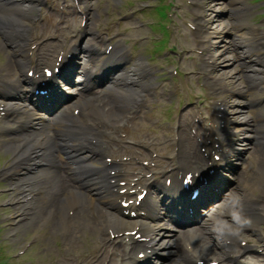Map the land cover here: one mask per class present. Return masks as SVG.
I'll return each instance as SVG.
<instances>
[{
	"label": "rangeland",
	"instance_id": "rangeland-1",
	"mask_svg": "<svg viewBox=\"0 0 264 264\" xmlns=\"http://www.w3.org/2000/svg\"><path fill=\"white\" fill-rule=\"evenodd\" d=\"M105 1V3L107 4H112L114 7H120L122 6L121 4L123 3L124 5L127 4V1H129L130 4H133V2H136V5H141L144 2H156L157 3V7L155 8L154 13L150 12V11H145L144 12V16L142 17V19L144 20H151L152 18L154 20H159V17H164L166 16V14L171 10V6L172 4L170 2H168L167 0H103ZM224 1H228L230 2V0H224ZM215 2V1H214ZM218 1H216L217 3ZM220 3L217 7H222L224 4H226V6H229L228 2L226 3ZM238 4L236 5L237 7L240 6L239 1ZM243 2L245 4L250 5L251 7L248 8V14L245 16L246 20H245V24L248 28L249 23H253V21L261 14V12L264 11V2H260V0H243ZM250 2V3H249ZM235 7V8H237ZM153 9V8H152ZM151 9V10H152ZM34 10H32L29 13V16L24 18L23 21H30L31 19V15L33 14ZM222 11H219V13H221ZM184 13H187V11L185 10ZM214 18V17H213ZM226 18L228 19V16H226ZM230 18V17H229ZM176 19V18H175ZM177 21H174V24L177 26V29H181L183 32H185V29H187L185 26L182 25V19H176ZM225 19H223L222 17H219V22H224ZM133 23V22H132ZM148 27L150 29H154L155 26L153 24L148 25ZM148 27H143L142 29H140L139 31L136 30H131L127 33V37L126 40H132L134 38H136V36H142L140 34H145L147 33ZM3 38V37H2ZM4 39V38H3ZM5 40V39H4ZM173 42V41H172ZM55 44V42H54ZM175 45L180 47V48H187L189 45L191 44V40L189 38V35L186 38H181L179 39L177 42H175ZM153 48V46L148 45L146 47L141 46V48L138 50V54L136 55V60L132 61L131 66H129L127 68L130 69L131 67H133L134 65H139V62L141 63V60L143 59L144 61H146L147 58H145V55L142 56L141 54L145 51L149 52L151 51V49ZM236 51L231 50L232 55L235 54ZM11 50L10 48L7 46H0V67L5 68L7 66V64L11 61L12 63V67H11V73L12 74H20V68L17 66L16 62H15V58L12 57L11 58ZM154 55V54H153ZM160 59V58H159ZM148 60V59H147ZM219 61V59H218ZM199 63H201V58L199 60ZM225 63V62H224ZM227 63V62H226ZM217 67L214 68L213 70V74H216L218 77L222 76L224 77L226 80V82L231 86L232 85V78L228 75V71L229 70H234L237 69L238 66H236L237 64H232L229 65L227 64H222L221 62H217ZM181 66L183 68V70H187V71H195V67L193 66V64L191 63V61H187V60H183V63H181ZM223 66L228 67L226 69L223 68ZM137 72L139 73L138 69ZM140 75V73H139ZM194 74H188L187 78H188V82L189 83H193L194 82ZM144 80V79H143ZM154 80H150L149 84L147 87H144V89L146 90L144 93V97L147 99V103L145 104L146 107L143 106V108H141L136 114H135V119L133 121V126L138 127V126H144L147 124V121L144 119L145 115H148V110L147 107L150 108V106L153 104L152 102V98H159L158 102L159 104L157 105V111L155 113L160 112V110L162 109V104L163 102L170 101L171 100V93H170V89L168 87V85L164 84L162 88H157L155 85V82H153ZM156 81V80H155ZM124 82L126 83L124 86H122V90L129 88V87H137L136 85L133 84L132 80H124ZM240 82V80H239ZM242 83V80L241 82ZM133 85V86H132ZM246 85L247 84V80H246ZM254 89H258V88H254ZM90 98H94V97H90ZM228 103L230 104L232 102V98L231 96H227L226 97ZM92 102V100H91ZM111 101H107L106 105H104L101 109V111H103L104 114L113 116V117H122L125 114V107H119V110H116L115 107L112 108V104ZM235 108L234 107H228V117L231 119L233 118V116H235ZM255 113V110L253 111V115ZM263 114V110L259 111L257 110L255 117L258 118L261 117ZM97 116V115H95ZM12 143V142H11ZM10 144L9 142H5L3 144L0 145V162L2 163L4 158L7 157V155L12 152V148L10 150H6L5 149V145ZM264 154V144H258V142H256L254 144V146L251 148V150H247L246 151V155L248 156V160L251 161V169L249 171H246V173H242L241 176L243 174H245V177H241L240 179V183L239 186L236 187V191L237 192H242L244 190V192L248 193L251 191H254L253 194H257L256 188H251V183H250V176L252 175V173H254V171H258V178L257 180L260 181L261 183L264 184V167L260 170V165H259V157H263ZM247 159L244 160L243 163V167L246 166ZM91 164L95 167H98L100 164L97 162H91ZM48 171V169H47ZM68 169H66L65 171H63L62 173L66 176L67 181H69L70 183V187L73 190H77V184H75L73 181H70L68 173H67ZM260 174V175H259ZM244 176V175H243ZM235 186V185H234ZM245 189H248V191H246ZM49 196L46 193V189H45V193L38 199L36 206L38 204V208L36 209L34 215L32 216V220L30 221V224L28 225H24L19 227L18 233L16 234L15 237H8L9 231L11 230L10 228L6 227L5 225H1L4 221H6L9 217L12 216L14 209L13 210H0V261L2 260V258L7 257L6 259H4V262L6 263L8 261V257L9 254L16 251L17 249L21 248L24 244L25 241L29 240L30 238V234L32 232H36L37 233V242L36 244H34L33 246H31V248L28 250L27 254L24 256L23 259V263H25V261L30 258L34 260V264H52L53 262V258L57 257L59 259V263L61 258L59 257L61 255L60 253V249H68L74 252H79L82 253L84 251V249H88V247L90 246V244L92 242H96L97 240V235L99 233V228L98 227H94L91 228L90 230H87V228H90L88 223H82L81 221L83 219H76V217L78 218H82V215H77L74 218H72L71 220H69V222L71 223V227L68 228L69 229V236L67 237V239L64 241L61 240V235L64 236L63 233V229L60 228L59 225L54 224V221H57L58 216L60 215L61 209H56L61 203H57L54 207L51 208V210H49L47 208V210L45 209V206H43L48 200H49ZM3 198H0V201H2ZM88 209V208H87ZM38 210V211H37ZM94 210L99 212V208L94 206ZM64 214V213H62ZM43 218H45L43 220ZM62 217L59 216V220ZM67 229V230H68ZM62 242V244H61ZM58 263V264H59Z\"/></svg>",
	"mask_w": 264,
	"mask_h": 264
},
{
	"label": "bare ground",
	"instance_id": "bare-ground-1",
	"mask_svg": "<svg viewBox=\"0 0 264 264\" xmlns=\"http://www.w3.org/2000/svg\"><path fill=\"white\" fill-rule=\"evenodd\" d=\"M231 1H236V0H231ZM6 4L8 3L3 0H0V32H1V35H3L9 42L8 46L10 47L11 52L13 53L16 64L19 66L20 69L23 70V68L27 65V61H26L25 56H23L24 48H22V46L19 45V35H20L19 28L23 26L22 25L23 21L21 19L22 18L24 19L26 16H28L30 11L33 9V2L30 0L28 1L23 0L21 3L15 6H10V5L7 6ZM247 14L248 12H245L243 8L241 9L237 8L235 13L233 14L234 19H230L228 22H230L233 26H235L236 27L235 29L244 28L246 32V36H247L245 39V42L250 44V39H251L250 31L248 32L245 28V20H246L245 16ZM15 24H16V27H14ZM225 25L228 26V23L226 22ZM229 29L231 30V28ZM245 32L240 36H243ZM16 33H18L19 35ZM237 39L243 40V38H240V37ZM236 43L237 45L240 44L243 46L242 51L248 50V45L244 46L241 42H236ZM247 59L250 62H252L250 66V70L251 71L256 70V74L250 76V79H251L250 83L252 85H256L254 81L256 80L255 76H258L259 81L264 80V70L261 69L262 70V76H261L259 74L260 73L259 69L255 68L257 65L256 62H259L260 58L256 55L255 57H252V58L248 56ZM247 59L245 61H247ZM8 64L11 65V62H9ZM139 64L140 66L143 65L142 63H139ZM140 66L138 67L137 65H134V67H132L131 69L126 70L125 72H122L119 75L118 80L116 81L119 82V80L124 78L127 80H132L133 83L136 84L137 87L145 86L146 81L142 80V76H143V73L147 69L146 68L141 69L142 76L140 77L139 73L137 72V69H140ZM259 81L258 83H260ZM137 87L133 86V87L126 88L124 90L113 87L112 89H109L107 91V94L111 97L112 101H114L117 104V107L119 108L118 104L120 102L128 103L130 101L131 96H133ZM262 88L264 89V84H262ZM235 90L238 91V93L245 92V88L239 85L237 86ZM251 96L253 99L256 98V95H254L253 93H251ZM23 108L24 107H22L20 104L16 106V109L19 111H23ZM24 110L26 111L25 108ZM241 116H242L240 120L241 125L243 126L245 130H247L250 126L248 119L245 118V114H242ZM69 122H72V121L68 118V116L63 113H60V115L57 116L56 119L51 120L50 122L46 123L47 124L46 127H48V125H54V129L56 131V134H55L56 137L54 139H51L48 135H45V139L43 140L41 144H50L52 147L56 149L61 148L62 150L66 151V153L69 155L68 158L70 159L69 167H68L69 174L71 176L72 181L77 180V182L81 186V189L78 191L73 190L70 187V184L66 179V176L61 171L51 168L48 173L46 172L47 174H49L47 178L48 180L47 181V189H48L47 195L49 196L50 199L45 203V209L47 210L48 208L49 210H51L52 207H54L59 201H61V203H63L62 206L64 207L66 211L69 203L79 202V200L83 197L84 192H82L81 190L89 191V189L92 191V192L91 191L89 192H91L93 195V197L91 198L92 201L94 199L93 203H95V201L99 199L101 200L100 202L104 206H106L105 198H106L107 192H106V187H105L103 178H101L98 175L100 170L97 168H94L90 164H84L85 156L82 154L81 147L79 146V143H78L79 139H83V136H79V133L75 129L69 128L67 126ZM254 129L256 130L258 135L261 134L260 127L255 126ZM40 135L41 134L35 135V132H32L30 137L28 135H24L23 139L15 141L14 143H11L12 151L14 153H17L15 158L22 156L24 154H27V153H32V154L36 153L37 151L34 150V147L36 146V143L40 145L39 142H36L37 137H39ZM261 142H262L261 144H264V137H262ZM259 165H260V170H261L264 167V154H263V157H259ZM84 170L85 172H83ZM257 172H258L257 170L254 171V173H252V175L250 176V183H251L252 189L253 188L257 189V186L255 185V180L258 181ZM85 173H88L89 175H91V177L88 179H84L82 175ZM41 177H44V175H42ZM35 178L36 177H31L27 180H31ZM40 178L39 177L37 178L38 181L36 185H33L34 188H32L30 191L35 190V188L40 185L39 183ZM85 186H88L89 188H85ZM22 189L23 187H18L17 190L21 191ZM248 193L246 194L243 191L241 192L243 196V202L246 200ZM86 194L87 193H85V195ZM94 196H96V198ZM106 214H107V220L109 222L114 221V216L111 213V211H109V213L106 211ZM246 215L250 218L249 214H246ZM31 220L32 218H30L28 222H25V225L30 224ZM60 222L62 223L64 222L63 218L60 220ZM58 224H59V217L57 218V221H56V225ZM92 227L88 229L90 230Z\"/></svg>",
	"mask_w": 264,
	"mask_h": 264
},
{
	"label": "clouds",
	"instance_id": "clouds-1",
	"mask_svg": "<svg viewBox=\"0 0 264 264\" xmlns=\"http://www.w3.org/2000/svg\"><path fill=\"white\" fill-rule=\"evenodd\" d=\"M251 225L250 218L244 212L243 196L240 192L229 191L224 199L208 213L207 229L217 243L230 238H239L245 228ZM211 241L200 235L180 238V246L195 264H201V257L207 253ZM171 264H184L181 257H176ZM215 264V261H213Z\"/></svg>",
	"mask_w": 264,
	"mask_h": 264
}]
</instances>
